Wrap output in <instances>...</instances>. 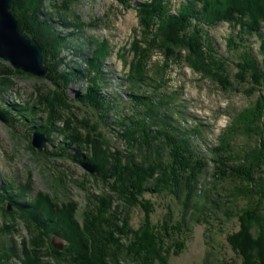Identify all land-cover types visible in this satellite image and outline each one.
<instances>
[{"label":"trees","instance_id":"1","mask_svg":"<svg viewBox=\"0 0 264 264\" xmlns=\"http://www.w3.org/2000/svg\"><path fill=\"white\" fill-rule=\"evenodd\" d=\"M11 1V10L18 19L21 30L35 38L42 46L45 65L49 69L46 77L54 85L53 93L56 96V102L59 103L48 106L49 114L45 122L41 125H33L30 130L43 132L48 139L54 132L64 133L70 142L65 143L63 141L62 152L58 155H64V153L70 155L68 148L71 144H76L80 147L76 156H82L81 151L84 150L85 139L82 140L79 133L75 134L70 127V119L58 112L59 105L67 109L73 104L74 100L67 95L65 88L72 78L79 76V72L69 63H65L66 57L63 60L60 59L59 63L69 65V68L65 69L63 65L64 67L60 70L55 56L57 57L58 52L67 46L66 41L70 38L68 36L79 37L83 33V29L88 26L95 27L97 22L93 24L83 20L71 27L65 20L55 21L53 16L41 14L40 12L43 11L42 0ZM77 1L66 0L69 9H72V5ZM118 2L126 8L135 6L141 27L140 38L132 48L134 57L131 61V69L119 81L124 80L128 83V87L132 91L129 92L130 97L135 100L136 106L141 107V110L136 111L135 115L127 117V126L129 127L128 130L138 132V138H143L142 147L139 146L138 138L128 141V135L124 131L120 135L128 141L131 149L141 147L146 151L147 155L144 161L147 168L143 169L141 166L143 163H139L133 158L127 160L128 163L120 165L122 167L120 173H115L113 167L108 169L112 173L114 172L116 182L121 183V186L137 202L143 201L138 199V196L145 191H166L179 200L186 211L193 208L190 221L194 219L193 215H198L193 210L202 214L204 211H212L214 207L211 204L208 205L209 197H211L213 190L220 188L214 184L211 188H206L207 190L205 189L198 194L199 178L207 165V160L197 150L198 145L194 141V135L203 134L202 124L195 122L191 124V127L185 129L181 127L182 119H180L182 113L184 115L183 110L162 111L163 106L170 105L178 99L176 93L159 94L157 96H160L163 101L159 100L154 103L153 99L156 98V95L136 94L135 92H138L142 85L150 84L149 82L146 83L148 78L147 64L155 52L164 56L165 67H168L171 62L184 63L202 76L219 82L226 90L234 88L239 91L234 86V81L248 84L249 86L244 91L247 94L257 93L256 99L249 106L235 111L231 124L218 138L219 144L217 147L211 148V152L212 160L215 164L217 163L215 169L219 180H225L229 177L246 182L242 188L235 185L231 191L226 194L223 193L224 195L217 190L215 195L219 197L218 202H222L221 205H218L219 209L221 206L226 207L229 203L238 201V197L241 196H246L248 199H252L251 197L254 195L260 196L259 206L250 202L247 206L238 207L236 212L232 209L235 216L239 218L240 229L230 234L228 241L234 251L243 258L242 264H264V234L258 232L255 235L253 230L254 226L261 225L264 217V208H261L264 186L258 185V179L255 175L258 172H264V0H179L177 8H173L171 0H145L134 6L131 0H118ZM95 20L99 21L97 18ZM223 23H227L233 29L226 39L227 55L219 49L217 41L210 32ZM57 28L62 30L73 28L76 31L61 36L60 31L57 32ZM251 38H258L259 40L257 52L253 51V46L250 43ZM90 40L93 41L92 38ZM90 40L86 42V39L83 38V46L86 44L90 46ZM110 53V45L105 39L99 41L97 47L92 46L89 53H85L84 50L79 53L81 59L83 57L82 60L88 65L85 70L80 71V77H83L87 72L93 73V76L87 82L89 83L88 87L76 96V100L99 113L101 110L107 113L110 100L118 98L117 91H110L105 95L101 93L102 87L108 84L102 67ZM124 56V63L127 64L126 54ZM230 61L236 67L234 74L230 72ZM157 69L163 70V65L158 66ZM13 73L32 76L20 70H0L1 92L9 91L12 87V82L6 76ZM161 80L165 81L163 77ZM163 82H159V85L161 86ZM41 96V94L38 95L39 98L36 101L38 105L43 104V100L46 99L44 97L41 100ZM36 107V104L8 102L5 104V108L4 105L0 107V111H3L8 117L9 113L17 110L16 115L18 118L22 116V120L19 121L24 124L27 119L35 115ZM37 108L40 110L41 106L39 105ZM137 115L138 117H136ZM62 118L66 123L64 127L57 125V122ZM101 118L102 120L104 118L103 122H106L105 114H102ZM184 118L185 116H183ZM83 121L86 123L85 126L92 124L90 118ZM184 122L185 120H183ZM90 127L96 131L97 126ZM239 133L255 134L258 137L257 142L250 150H236L235 138ZM129 139L131 138L129 137ZM90 153L84 156V160L96 165L101 174L106 172L104 170V158L99 153L97 154V151ZM240 155L241 158H238ZM150 171L161 176L157 178L158 183L154 186L145 185ZM102 177L105 178V175ZM11 185L12 187L15 186L14 183ZM8 189L6 187L0 189V208L2 212L19 213L28 220L29 244L35 248L32 252V264H55L60 260H72L74 264H119V255L116 253L119 243L115 242L112 235L110 239L103 236L101 227H99V218L104 215L103 212L98 213L90 208L83 211V223L88 232V236L85 238L82 236L84 233L79 230L76 219L70 212H60L54 220L50 216L52 214L44 207L38 197L27 196L26 192V197L21 200L19 195L7 194ZM197 196V200L193 199ZM199 196H202L203 199ZM210 200L215 202L213 197ZM8 202L12 204V211L8 210ZM147 203L148 201H146V205L141 204L149 211V203ZM122 223L127 226V221L124 219ZM117 228L122 231L121 226L117 225ZM131 231L135 235L136 239H134L133 244L138 246L137 249L139 247L141 250L151 248L161 264H168L161 252L165 243L164 239H171L174 233V229L169 228L168 223L158 227L151 222L147 215V219L141 228ZM53 235L66 239L67 244L63 251L55 248L49 251L46 248L45 244H48ZM24 240L21 241L23 249L26 246ZM15 248L17 247L14 243L0 238L1 264H11L12 254L13 257L23 258L18 254V250L15 251ZM88 248L95 249L94 258L87 254L86 249ZM146 259L150 261L149 258ZM205 264L212 263L207 262Z\"/></svg>","mask_w":264,"mask_h":264},{"label":"rangeland","instance_id":"2","mask_svg":"<svg viewBox=\"0 0 264 264\" xmlns=\"http://www.w3.org/2000/svg\"><path fill=\"white\" fill-rule=\"evenodd\" d=\"M141 1L145 0H131V3L134 6ZM171 1L173 8H177L179 0ZM41 5L43 8L41 14L53 16L55 21L65 20L71 27L83 20L93 24L97 22V26H88L83 29V33L79 37L68 36L70 38L66 41L67 46L58 52L57 57L55 56L60 70L64 66L65 69L69 68V65L67 67L65 64H60L61 62L59 63L60 59L63 60L66 57L65 63H69L79 72V76L72 78L65 88L67 95L74 100L73 104L67 109L59 105L58 112L70 119V127L75 134H80L82 140L85 139L86 142L83 143L85 147L81 151L82 156H76L78 150L80 151V147L76 144H71L68 148L70 155L65 153L58 155L62 152L63 141L65 143L70 142V139L60 132L51 134L44 150L34 147L32 144L34 131L30 128L45 122L49 114L48 106L57 103L53 93L54 85L47 77L41 78L32 74H29L32 76L8 74L6 77L12 82V87L9 91H0V107L4 105L5 108V104L9 102L36 104L37 107L40 105L41 109L36 107L35 115L27 119L24 124L19 121L22 120V116L18 118L17 110L9 113L8 117L3 111H0L7 120L4 121L0 118V189L9 188L7 194L19 195L21 200L26 197V192L27 196L38 197L44 207L52 214L50 216L54 220L60 212H70L76 219L79 230L84 233L82 236L85 238L88 236V232L83 223V211L90 208L98 213L103 212L104 215L99 218V227H101L103 236L110 239L112 235L115 242L119 243L116 249V253L119 255V264H161L151 248L141 250V247L137 249L138 246L133 244L136 238L131 230H139L147 219V215L151 222L158 227L168 223L169 228L174 229L171 239H164L165 243L161 250L168 264H205L207 262L212 264H242L243 258L234 251L228 241L229 235L240 229L239 218L235 216L234 211L236 212L238 207L247 206L250 202L259 206L260 196L254 195L251 197L252 199L241 196L238 197V201L229 203L226 207L221 206L219 209L218 205H221L222 202H218L219 197L215 195V192L218 190V192L226 194L235 185L242 188L246 182L229 177L225 180H219L215 169L217 163L215 164L212 160L211 148L218 146V138L231 124L235 111L249 106L256 99L257 93L247 94L244 89L249 85L234 80V86L239 91L234 88L226 90L219 82L202 76L184 63L171 62L168 67H165L164 56L159 52L152 54V58L147 64L148 78L146 83L149 82L150 84L142 85L140 90L135 93L156 95V98L153 99L154 103L159 100L163 101L160 96H157L159 94L176 93L178 99L170 105L163 106L162 111L170 112L171 109L174 111L181 109L184 112V115L182 113V117H180L182 119L181 127L188 129L195 122L196 124L201 123L203 127L202 135H194V141L198 145L197 150L207 160V165L199 178L198 194L206 188H211L214 184L220 189L213 190L211 197H209L210 199L213 197L215 200V202L208 200V205L211 204L214 207L212 211H204L202 214L193 210L198 215H193L192 221L190 219L193 208L186 211L181 202L169 192L145 191L138 196V199L144 202H137L121 186V183L116 182V177L113 175L114 172L120 173L121 164L133 158L137 162L143 163L141 165L143 169L147 168L144 161L147 154L141 148L143 138H138V132L128 130L129 127L127 126V117L135 115L136 111L141 110V107L136 106L135 100L130 97L129 92L132 91L129 89L128 83L124 80L119 81L131 69V61L134 57L132 48L140 38L141 27L139 26L137 10L135 6L132 8L124 7L118 0H78L72 5V9H69L66 0H42ZM95 18L99 21H96ZM57 30V32L60 31L61 36L76 31L73 28H66L65 30L57 28ZM232 31V26L227 23H223L210 31L217 41L219 49L226 55L228 54L226 52V39ZM83 38L86 39V42L92 38L93 41L90 40L91 45L83 46ZM102 39L108 41L111 53L107 56L102 67L108 84L102 87L101 93L105 95L110 91L118 92V98L110 100L108 103L107 113L102 110L100 113L93 111L76 100V96L88 87L89 83L87 82L93 76V73L87 72L83 77H80V71L85 70L88 65L82 60L83 57L81 59L79 53L83 50L85 53H89V49H92V46L97 47L98 42ZM250 43L253 46V51L257 52L259 48L258 38H251ZM125 54L127 64L124 63ZM229 64L230 72L234 74L236 67L232 61ZM162 65L164 71L158 70L157 67ZM2 69L17 70L9 62L0 58V70ZM162 77L165 79L164 82L161 80ZM159 82H163V84L160 86ZM40 94L42 95L41 100L44 97L46 99L43 100V104L38 105L36 101H38ZM102 114H105L106 122H103ZM183 116H185L184 119ZM88 118L91 119L92 124L85 126L86 123L83 120L87 121ZM183 120H185L184 123ZM57 125L64 127L66 125L64 118L60 119ZM90 126H97L96 131ZM123 131L128 135V141L138 138L141 147L131 149L128 141L120 135ZM257 139L255 134L239 133L235 138L236 150H250ZM234 148L233 150L236 151ZM93 151H97V154L99 153L105 160L102 159L106 166H104L106 172L103 174L99 172V168L97 171L91 172L86 167V164L90 163L84 160V156ZM238 158H241V155ZM109 167L114 168L113 173L108 169ZM104 175L105 178L102 177ZM255 175L258 179V185L264 186V172H258ZM159 177L161 176L150 171L145 185L154 186L158 183L157 178ZM13 183L16 187H12L11 184ZM199 198L203 199L202 196ZM193 199L197 200L198 196ZM146 201L149 203V211L142 205H146ZM261 204L263 209L264 198ZM12 210L13 208L9 211ZM123 219L127 221V226L123 225ZM262 220L261 225L254 226L255 235L258 232L264 234V217ZM117 225L122 227L124 233L118 230ZM29 233L28 220L24 216L19 213H5L0 208V238L14 243L17 247L15 251L18 250V254L23 257L20 259L17 256L13 257L12 254L11 264H32V252L35 248L29 244ZM22 239H25L26 246L24 249L21 246ZM66 244V239L53 235L48 244L45 245L49 251L52 248L63 251ZM11 247L13 248L12 245ZM86 251L89 256L94 258V248H88ZM146 258H149L150 261ZM55 264H74V262L72 260H60Z\"/></svg>","mask_w":264,"mask_h":264},{"label":"water","instance_id":"3","mask_svg":"<svg viewBox=\"0 0 264 264\" xmlns=\"http://www.w3.org/2000/svg\"><path fill=\"white\" fill-rule=\"evenodd\" d=\"M11 7V0H0V58L17 70L44 78L48 75L49 69L44 62L42 47L35 38L21 30ZM0 118L7 121L2 113ZM47 141L45 133L33 132L32 144L37 149L44 150ZM86 167L91 172L98 170L94 164H86ZM8 205V210H11L12 204Z\"/></svg>","mask_w":264,"mask_h":264}]
</instances>
